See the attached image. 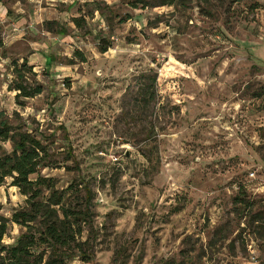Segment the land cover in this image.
Here are the masks:
<instances>
[{
    "label": "rangeland",
    "instance_id": "obj_1",
    "mask_svg": "<svg viewBox=\"0 0 264 264\" xmlns=\"http://www.w3.org/2000/svg\"><path fill=\"white\" fill-rule=\"evenodd\" d=\"M1 1L19 37L0 23V115L45 146L58 193L93 194L91 258L67 264H264V0ZM25 59L44 91L16 102ZM25 200L0 187L2 243Z\"/></svg>",
    "mask_w": 264,
    "mask_h": 264
},
{
    "label": "trees",
    "instance_id": "obj_2",
    "mask_svg": "<svg viewBox=\"0 0 264 264\" xmlns=\"http://www.w3.org/2000/svg\"><path fill=\"white\" fill-rule=\"evenodd\" d=\"M174 2L168 0L159 5L171 6ZM137 3L132 5L137 7ZM81 21V18L72 20L76 28H80ZM52 26V22H46L48 32H63L62 28L54 30ZM107 50L108 47L100 48L102 53ZM76 56L85 62L82 54L76 52ZM13 67L16 80L8 89L17 93L16 102L33 99L43 93V86L26 76H35L26 59L22 64L14 62ZM152 80L155 81L154 78ZM141 95L149 96L150 86H144ZM18 128L15 129L8 118L0 115V187L10 179L11 186L26 198L25 206L16 210L10 219V222L25 229L13 245L2 243L8 220L1 216L0 205V264H67L79 256L91 258V252L84 249L85 244L80 237L93 215L92 191L83 181L58 193L53 181L39 174V170L46 165L45 146L34 135L21 132ZM6 143L12 144L11 152L4 150ZM79 189L83 190L84 196L81 200L77 199L75 205L64 200L67 193H77Z\"/></svg>",
    "mask_w": 264,
    "mask_h": 264
},
{
    "label": "crops",
    "instance_id": "obj_3",
    "mask_svg": "<svg viewBox=\"0 0 264 264\" xmlns=\"http://www.w3.org/2000/svg\"><path fill=\"white\" fill-rule=\"evenodd\" d=\"M11 15H9V10L7 9V6L4 5L3 1L0 0V23H4L8 25L9 27V32L8 34H5L7 35V38L6 40L9 42V41H15V39H18L17 37H19V28L17 25H15V22H13L11 20ZM7 33V32H6ZM6 40H5V43H6ZM34 42L32 41L31 44H33ZM0 60L2 61V59L0 58ZM3 62V61H2ZM3 64L0 63V66H2ZM0 88H1V84H0Z\"/></svg>",
    "mask_w": 264,
    "mask_h": 264
}]
</instances>
